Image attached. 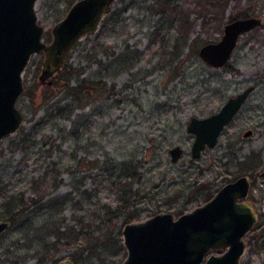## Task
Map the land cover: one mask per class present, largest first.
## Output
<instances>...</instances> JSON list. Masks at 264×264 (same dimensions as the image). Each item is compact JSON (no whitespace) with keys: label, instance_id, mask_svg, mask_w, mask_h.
<instances>
[{"label":"rangeland","instance_id":"rangeland-1","mask_svg":"<svg viewBox=\"0 0 264 264\" xmlns=\"http://www.w3.org/2000/svg\"><path fill=\"white\" fill-rule=\"evenodd\" d=\"M72 1L36 0L45 40ZM247 14L260 15L261 22L239 35L228 65L206 63L199 46L218 39L225 21ZM42 57V50L32 53L24 67L16 100L24 118L0 142V219L6 218L4 196L22 190L25 200L24 214L0 232V264H53L66 254L77 264H117L126 253L121 232L126 211L107 236L94 228L93 238L81 242V236L72 241L67 235L80 230L78 216L95 226L100 204H115L120 190L129 193L128 208L137 211L130 220L158 210L177 215L240 174L239 161L251 151L261 155L256 172L249 173L256 175L247 194L257 219L243 236L240 264H264V0H112L97 28L75 40L49 83L38 78ZM79 81L84 87L76 92ZM249 83L255 87L216 143L192 156L189 116L216 110ZM71 105L69 117L60 113ZM174 143L183 148L176 160L168 152ZM52 160L62 180L44 198L69 189V181L92 192L74 193V208L58 211L57 205L47 215L30 180ZM123 178L127 182L119 183ZM26 221L32 227L49 222L37 228L44 230L43 238H31ZM51 223L60 225L59 235L47 231ZM42 241L57 243L49 258ZM119 243L124 250L115 253Z\"/></svg>","mask_w":264,"mask_h":264},{"label":"water","instance_id":"water-1","mask_svg":"<svg viewBox=\"0 0 264 264\" xmlns=\"http://www.w3.org/2000/svg\"><path fill=\"white\" fill-rule=\"evenodd\" d=\"M35 2L0 0V142L24 118L16 100L24 88L22 72L30 55L43 51L38 78L51 82L69 48L82 33L97 28L112 0H73L51 25L48 40L43 37V24L37 19ZM261 19L257 14L228 19L218 39L207 40L199 46V55L210 65L225 64L239 35L258 25ZM254 87L255 83H249L227 96L216 110L189 116L186 128L194 134L190 144L192 156L200 155L206 145L216 143L223 126ZM250 131L249 127L243 133ZM182 149L179 143L170 145V158L176 160ZM255 175L242 173L227 180L209 198L177 215L158 210L144 218L124 222L121 231L126 255L118 264H240L246 245L243 236L257 219V211L245 198ZM8 223V219H0V232ZM211 248L223 249L216 253ZM54 264L77 263L66 254Z\"/></svg>","mask_w":264,"mask_h":264},{"label":"trees","instance_id":"trees-1","mask_svg":"<svg viewBox=\"0 0 264 264\" xmlns=\"http://www.w3.org/2000/svg\"><path fill=\"white\" fill-rule=\"evenodd\" d=\"M226 65H228V63ZM74 87H75L74 91L77 92V91L81 90L82 87H84V84L81 81H79V83ZM73 99H76V97L73 96ZM57 101L55 103H57ZM73 107L74 106H72V105L68 106L67 109L61 110L60 113L69 117V114L72 111ZM55 162H56L55 160H52L51 162L49 161L48 164H46L42 173L39 174L38 176L33 177L32 180H30V185L33 186L34 190H38V193H39V195H38V197H36V199L41 202L42 206H44V208H45L44 211L47 215H50V213L52 212L49 210V209H51L50 207H54L57 205H58L57 206L58 211H60V209L64 208L65 206H71V208H74L75 207V201L77 200L74 197L75 196L74 193H76L78 191L81 193L88 192V194L91 195V192H92V188H86V187L80 188L78 185H75L69 181L68 182L69 189L62 191V192H57V193L51 194L48 197L44 198L47 194L52 192L53 188L57 184L56 181L62 180V177L59 176V174L61 173V170L59 168H55L57 165ZM259 163H261L260 152L259 151H251L250 153H248L246 155L245 159L239 161L238 171L240 173H243V172L251 173L255 169H257V166ZM53 170H55L54 173H52L54 179L49 178V174ZM123 171L124 170L119 171L117 173L118 176L124 175L122 173ZM127 174H130V173L128 172ZM124 178L119 183H121V184L126 183L127 180H125ZM116 179H117V177H116ZM22 193H23L22 190H18V192H11V193L7 194L6 196H4V200L2 202L3 208L1 209V213L6 215V218L9 219V222L10 221L13 222L15 219L21 217V215H23L25 212L24 211L25 200L22 196ZM34 199L35 198L31 197V200H34ZM130 204H131V201L129 199V193H126V190H120V192L118 193V197H117L115 204H111V203L100 204V205H103V206H101V209L103 210V212H100L102 214L101 218L99 219V222H97L95 224V226L91 227L92 222H93V220H91V218H89V220H86L87 218L85 219V215L81 214L80 216H78L76 218L77 223L80 225V227H79L80 230L74 231V232H69L67 234L68 237H70L73 241L77 236H81L80 242L84 241V240L88 241V239L93 238L91 231L94 228H99L102 232L105 231V234L107 236L108 233H111V231L115 225L116 217L120 213H122L123 211H126V213L123 216L122 223L127 221V220H130L133 216L137 215L136 210L128 208V205H130ZM62 217H64V216H62ZM24 218H27V217H24ZM103 222H104V225L106 222V226H105L106 230H103L104 228H102ZM26 223H27L26 224L27 226L24 224L25 227L28 229L26 231V233L29 234L30 231L33 232L34 235L30 236V237L34 238L38 241L41 238H43V236H39V235H43L41 233L44 230L43 229L39 230L37 228H42V227H44V225H46L49 222L45 221L42 224H40L38 226H33V227L30 226L29 221H26ZM59 226H60L59 224L55 225V224L51 223V226L47 229V231L48 232H55L58 234V232L61 231ZM38 231H41V232L39 233ZM72 233L74 235H72ZM65 236H66V234H65ZM72 236H74V237H72ZM94 237H96V236H94ZM72 241L69 240V242H72ZM114 242H118V240H114ZM41 244H42V249L44 251L43 253L47 255L46 258L51 257L57 248V243L54 241L51 243H45L44 241H42ZM123 250H124V246H122V244L119 243L118 249L115 250L116 252L115 251L114 252L115 253H118L120 251L123 252ZM112 253H113V251H112ZM75 258H77V257L75 256ZM39 259L42 260V256H39Z\"/></svg>","mask_w":264,"mask_h":264},{"label":"flooded vegetation","instance_id":"flooded-vegetation-1","mask_svg":"<svg viewBox=\"0 0 264 264\" xmlns=\"http://www.w3.org/2000/svg\"><path fill=\"white\" fill-rule=\"evenodd\" d=\"M233 116H234V115H233ZM223 127H224V126H223ZM221 130H222V129H221ZM207 146H208V145H207ZM182 151H183V149H182ZM200 153H201V152H200ZM181 154H182V153H181ZM254 171L256 172V169H255ZM243 173H247V174H249V172H243ZM240 174H242V173H240ZM238 175H239V174H238ZM238 175H236V176H238ZM236 176H235V177H236ZM249 176L252 177L250 174H249ZM235 177H233V178H235ZM233 178H231V179H233ZM228 180H230V179H228ZM226 181H227V180H226ZM226 181H225V182H226ZM251 182H252V181H251ZM251 182H250V184H251ZM223 183H224V182H223ZM223 183H222V184H223ZM222 184H221V185H222ZM221 185H220V186H221ZM220 186H219V187H220ZM249 186H250V185H249ZM219 187H218V188H219ZM218 188H217V189H218ZM217 189H216V190H217ZM248 189H249V187H248ZM216 190H215V191H216ZM247 194H248V192H247ZM247 194H246L245 198H247ZM210 196H211V195H210ZM210 196H209V197H210ZM209 197H208V198H209ZM247 199H248V198H247ZM248 200H249V199H248ZM249 201H250V200H249ZM250 203H251V202H250ZM252 206H253V205H252ZM187 210H188V209H187ZM181 212H182V211H181ZM6 219H8V218H6ZM8 220H9V219H8ZM127 221H128V220H127ZM125 222H126V221H125ZM8 224H9V223H8ZM253 224H254V223H253ZM6 227H7V226H6ZM251 227H252V226H251ZM251 227H250V228H251ZM121 228H122V227H121ZM250 228H249V229H250ZM121 232H122V231H121ZM122 240H123V238H122ZM123 245H124V244H123ZM212 249H216V248H211L210 251H212ZM222 249H223V248H222ZM219 250H220V249H219ZM220 251H221V250H220ZM220 251H219V252H220ZM213 252H214V251H213ZM216 253H218V252H216ZM125 255H126V253H125ZM123 258H124V257H123ZM58 259H59V258H58ZM58 259H57V260H58ZM55 262H56V261H55ZM55 262H54V263H55ZM54 263H53V264H54ZM117 264H118V263H117Z\"/></svg>","mask_w":264,"mask_h":264}]
</instances>
